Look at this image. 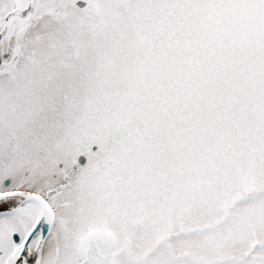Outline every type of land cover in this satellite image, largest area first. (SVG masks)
Returning <instances> with one entry per match:
<instances>
[{
    "label": "snow or ice",
    "instance_id": "obj_1",
    "mask_svg": "<svg viewBox=\"0 0 264 264\" xmlns=\"http://www.w3.org/2000/svg\"><path fill=\"white\" fill-rule=\"evenodd\" d=\"M0 264H264V0H0Z\"/></svg>",
    "mask_w": 264,
    "mask_h": 264
}]
</instances>
